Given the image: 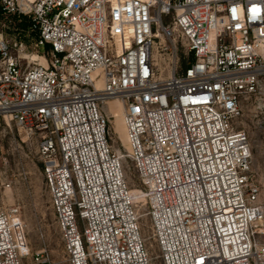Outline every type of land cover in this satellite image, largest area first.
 I'll list each match as a JSON object with an SVG mask.
<instances>
[{
  "label": "built area",
  "instance_id": "built-area-1",
  "mask_svg": "<svg viewBox=\"0 0 264 264\" xmlns=\"http://www.w3.org/2000/svg\"><path fill=\"white\" fill-rule=\"evenodd\" d=\"M17 15L42 62L0 33V118L37 139L69 264H154L127 158L162 264H264L261 188L236 126L264 81V0H0L1 27ZM158 43L175 57L166 76ZM25 246L19 207L0 208V264H23Z\"/></svg>",
  "mask_w": 264,
  "mask_h": 264
},
{
  "label": "rangeland",
  "instance_id": "rangeland-1",
  "mask_svg": "<svg viewBox=\"0 0 264 264\" xmlns=\"http://www.w3.org/2000/svg\"><path fill=\"white\" fill-rule=\"evenodd\" d=\"M9 26V28L0 26V33L9 40H24L28 45L25 54L29 55L30 61L35 64L41 63L42 59L36 56L37 52L31 46L36 34L30 29L28 19L17 15ZM159 45L160 43L156 45L157 49ZM161 50H156V60L160 72L166 76L170 74L175 57L167 50ZM178 58L181 64L185 63V45L181 41L178 43ZM114 119V116L110 117L114 131L113 145L126 153L127 145L118 138L114 129ZM236 126L249 135L253 150L252 176L260 185L261 200L264 203V81L257 93L243 99ZM125 162L130 186L133 192L138 194L137 209L153 263L162 264L147 216V205L138 189L139 182L131 159L127 158ZM8 184L10 187H7ZM13 206L20 209L26 237L23 264H69L43 174L37 139L18 127L14 121L1 117L0 208L8 210Z\"/></svg>",
  "mask_w": 264,
  "mask_h": 264
},
{
  "label": "bare ground",
  "instance_id": "bare-ground-1",
  "mask_svg": "<svg viewBox=\"0 0 264 264\" xmlns=\"http://www.w3.org/2000/svg\"><path fill=\"white\" fill-rule=\"evenodd\" d=\"M158 37H161L162 41L164 40L162 36L158 35ZM156 50H159V49H157V48L155 49V52H154L155 59H156ZM114 104H115L114 102H109L107 104V106L110 105L112 107V106H114ZM114 117H115V119H114L115 132L118 134V138L121 139L124 142V144L127 145V149L129 150V145H128V141H127V135H126V128H125V124H124V121H123L122 112H121L120 109H117V112L114 114ZM133 196H134L135 199H137L138 194L133 192Z\"/></svg>",
  "mask_w": 264,
  "mask_h": 264
},
{
  "label": "trees",
  "instance_id": "trees-1",
  "mask_svg": "<svg viewBox=\"0 0 264 264\" xmlns=\"http://www.w3.org/2000/svg\"><path fill=\"white\" fill-rule=\"evenodd\" d=\"M47 48H49V46Z\"/></svg>",
  "mask_w": 264,
  "mask_h": 264
}]
</instances>
